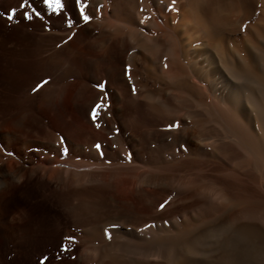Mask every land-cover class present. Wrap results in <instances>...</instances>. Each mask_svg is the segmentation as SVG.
<instances>
[{"label":"bare ground","instance_id":"6f19581e","mask_svg":"<svg viewBox=\"0 0 264 264\" xmlns=\"http://www.w3.org/2000/svg\"><path fill=\"white\" fill-rule=\"evenodd\" d=\"M251 1L82 0L85 23L69 0L74 79L47 111L70 102L91 127L74 117L61 125L84 132L48 143L0 126V192H65L95 264H264V2L241 30ZM35 145L54 155L31 165ZM65 147L83 159L59 160ZM13 221L0 213L4 236Z\"/></svg>","mask_w":264,"mask_h":264},{"label":"rangeland","instance_id":"374dc122","mask_svg":"<svg viewBox=\"0 0 264 264\" xmlns=\"http://www.w3.org/2000/svg\"><path fill=\"white\" fill-rule=\"evenodd\" d=\"M63 2L65 9L55 13L48 10L43 0H27L25 8L20 7L25 0H0V126L14 128L19 134L48 143L52 142V134H67L72 138L71 134L83 133V129L72 133L61 125L69 126L74 117L89 127L92 123L87 120L86 112L83 116L70 102L56 105L55 113L47 111L49 97L59 95L61 86L74 79L69 68H61V56L67 52L65 43L69 33L78 24L69 0ZM262 2L264 0L251 1L252 10L245 11L241 30L251 22H260ZM32 8L40 12L39 17ZM25 11L32 15L31 20L24 17ZM9 15H13V19H8ZM44 81L47 84L33 91ZM39 151L36 145L29 148L31 165L45 159L47 154L54 155L53 151L42 154ZM59 158L61 161H78L83 156L65 147ZM17 159L15 156L14 160L5 159V162L11 167ZM60 165L64 163L54 164L55 167ZM67 200L65 192L54 191L43 183H19L3 188L0 213L12 218L16 229L7 236L0 230V264H95L86 261L88 255L82 249L84 244L80 239L84 228L73 224ZM17 216L22 218L16 220ZM100 234L109 236L105 231ZM101 264H108V258Z\"/></svg>","mask_w":264,"mask_h":264},{"label":"snow or ice","instance_id":"6c2138e0","mask_svg":"<svg viewBox=\"0 0 264 264\" xmlns=\"http://www.w3.org/2000/svg\"><path fill=\"white\" fill-rule=\"evenodd\" d=\"M43 3L47 6L48 10L55 12V13H62V11L66 7L63 0H43ZM76 4L79 8L80 17L85 21V23H87L90 19V17L85 12L87 5L85 3H83L82 0H76ZM26 6H28L27 0H25V3L20 5L21 8H25ZM32 12L35 14V16H37V17L40 16V12L37 11L35 8H32ZM13 15H14V10H13ZM13 15H9L8 19H13ZM23 15L25 18H27L29 20L32 19V15H30L27 11H25L23 13ZM68 26L69 27L72 26L71 20L68 21ZM45 84H47V81H44L42 84L37 85V87L34 88L33 91H37L39 88L43 87ZM100 87L103 88V85H100ZM133 91H135V89H133ZM103 106H104L103 104H97L96 107L92 109L93 120H95L96 116L98 115L97 110ZM97 127H99V125H97ZM97 147L99 148L100 145H97ZM163 207H164V205L162 204L161 208H163Z\"/></svg>","mask_w":264,"mask_h":264}]
</instances>
